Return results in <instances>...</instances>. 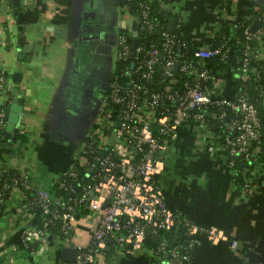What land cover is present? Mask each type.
I'll return each instance as SVG.
<instances>
[{
  "label": "crops",
  "instance_id": "1",
  "mask_svg": "<svg viewBox=\"0 0 264 264\" xmlns=\"http://www.w3.org/2000/svg\"><path fill=\"white\" fill-rule=\"evenodd\" d=\"M153 1L175 23L181 20L182 34L194 48L214 47L223 26L233 31L264 8V0ZM107 5L104 0H4L0 5V66L8 75L0 106L7 97L22 104L17 131H6L0 141V176L12 171L21 177L0 207V264H60L75 256L73 245L42 230L29 202L40 189L54 193L59 174L79 160L96 122L114 65L113 50L99 51L96 43L113 47L120 25L117 11ZM94 34L104 37H89ZM255 44L258 52L250 64L264 136V35ZM240 54L239 44H232L224 68L209 60L213 96L235 94ZM219 139L217 126L183 123L161 150L157 180L169 206L197 224L222 228L228 237L212 243L202 236L189 264H264V142L253 165L238 169L228 164ZM101 217L99 211H80L69 241L87 245ZM175 232L181 237V228ZM233 238L239 241L236 248L230 245ZM155 262L145 245L113 243L90 264Z\"/></svg>",
  "mask_w": 264,
  "mask_h": 264
},
{
  "label": "built area",
  "instance_id": "2",
  "mask_svg": "<svg viewBox=\"0 0 264 264\" xmlns=\"http://www.w3.org/2000/svg\"><path fill=\"white\" fill-rule=\"evenodd\" d=\"M152 2L140 0L135 15L144 36L159 23L151 13ZM118 7L122 12L130 11L129 4L120 0ZM263 16L260 9L246 18L244 39L239 43L240 86L235 98L213 96L209 84V60L228 57L232 46L228 40L217 41L212 48H193L187 57L182 49L189 42L179 40L169 29L162 30V40H138L136 47L127 33L117 34L115 64L103 99L106 119L97 118L91 126L81 157L59 174L54 193L40 189L29 202L31 209L40 212L42 230L59 225L63 239L75 247L74 258L60 264H90L98 254L106 253L110 239L111 244L141 247L152 236L158 238L152 250L156 264H187L202 236L213 243L228 238L222 228L197 224L180 209L169 206L156 174L161 169L162 148L178 136L180 126L187 121L212 128L216 126L214 118L224 139L220 146L225 156L228 148L234 157L242 154L246 161H253L251 142H261L263 134L262 117L249 91L250 63L258 52L255 41L264 35V26L260 23L255 31L251 26ZM7 77V70L0 66V91H8ZM9 102L7 97L0 106V141L9 121ZM210 106L219 111H210ZM228 164L233 167L234 159ZM20 182L19 175L2 182L0 206L7 189ZM81 210L102 213L87 245L69 241L72 223ZM177 227L182 233L173 243L167 234ZM238 244L237 239H231V247Z\"/></svg>",
  "mask_w": 264,
  "mask_h": 264
},
{
  "label": "trees",
  "instance_id": "3",
  "mask_svg": "<svg viewBox=\"0 0 264 264\" xmlns=\"http://www.w3.org/2000/svg\"><path fill=\"white\" fill-rule=\"evenodd\" d=\"M121 2H126L127 4H129L130 6V12H132L133 14L137 15L139 13V1L140 0H120ZM262 10H264V8H261ZM151 13L153 15V17L158 20V26H157V29H155L154 31L150 32V33H147L145 36H144V31L143 29L141 28V24L140 22L135 19V23H134V26H133V31H128L127 29L125 28H120V31L119 33H127V36H128V39L129 40H133L135 35L133 34L134 30L137 28L138 29V34H137V38L138 40H162V37H161V33H162V30L164 29H169V21H170V18L171 16L169 14H167L166 12H164V10H162L161 8H159V6L157 5V3L155 1L152 2V9H151ZM246 20L243 21V22H240L239 25L233 30L231 31L228 27H225L223 26L221 28V30L217 33V41H222V40H228L229 44H239L241 40L244 39V35L242 33V30L244 28V25L246 24ZM260 23L262 24V26H264V16H263V19L260 20ZM181 26H182V22L179 24L178 21L176 22L175 26H174V29L172 30L173 33H176L179 37V40H187L184 35L182 34V31H181ZM193 46L188 44V45H183V53H184V56H191L192 55V52H193ZM226 59H221V58H217L214 60L212 66L214 65L216 68H224L225 65H226ZM112 76V74H111ZM110 76V78H111ZM210 84V82H209ZM240 86V81H239V78L237 76V83H236V90H235V94L232 96L233 98L236 97V94H237V90ZM249 91L251 93V97L254 98V100L256 101L255 99V93H256V87H255V80H254V76H253V73H252V77H251V80L249 82ZM209 110H213L214 112H217L219 111V108L216 107V106H210ZM229 113H231L229 111ZM261 115V114H260ZM213 119V123L218 126V122L217 120H215L214 118ZM220 129H218L217 131H219ZM3 135V134H2ZM2 137V136H1ZM220 143H223L224 142V139H223V136L221 135L220 136ZM264 142V136H262V139H261V142H257L256 140H253L251 142V145H250V148L252 151H255L257 147L261 146ZM225 153H226V160L227 162H229L231 159H234V166L233 168H238V169H242L244 167H247L250 168L253 164L252 162H248L246 161V159L243 157L242 154H236L235 157L233 155L230 154L229 152V149L227 148L226 150H224ZM255 153H253V156H254ZM11 175H18L17 173L15 172H5L2 176H1V179H0V186L2 185V182L7 179L9 176ZM21 183V182H20ZM13 188H10V189H7V191L4 193V201H5V198L8 196V194L11 192ZM57 192H59V189H57ZM64 193V192H62ZM3 201V203H4ZM2 203V204H3ZM1 204V206H2ZM0 206V207H1ZM34 211L36 212V214H39L40 215V212L39 210L36 208L34 209ZM83 211V210H81ZM85 211V210H84ZM41 216H40V226H41ZM48 232H51V233H54L56 234L57 236H59L60 238H63L64 236L61 235V232H60V227L59 225H53L49 228ZM182 233V232H181ZM167 235H169L171 241L174 242H177V240H180L177 238V235H176V232L175 230L174 231H170V233H168ZM157 243H158V238L156 236H152V237H147L145 242H144V245L147 246L149 249H151V251L153 250V248H155L157 246ZM213 243V242H212ZM199 246V245H198ZM195 250L192 249L191 252H193ZM190 261L187 262V264H189Z\"/></svg>",
  "mask_w": 264,
  "mask_h": 264
},
{
  "label": "water",
  "instance_id": "4",
  "mask_svg": "<svg viewBox=\"0 0 264 264\" xmlns=\"http://www.w3.org/2000/svg\"><path fill=\"white\" fill-rule=\"evenodd\" d=\"M104 1L106 2V4H108L107 6H105L106 8L111 9V10H117L119 0H104ZM259 25H260V22L253 23L251 26V30L255 31L259 27ZM174 26H175V18H171L169 21V26H168L169 30H173ZM133 34L135 35V37L133 39V46L136 47L138 44V38H137L138 29L137 28L134 30ZM89 37L92 39H102L104 37V35L103 34H94V35H91ZM96 48L99 51L111 52L112 44L111 43H105V42H98V43H96ZM176 68H177V66H176ZM15 91L16 90H14V92ZM18 100H19V98L15 97L14 101L12 103H10V105H9V121L6 125L4 133H6V131H8V132H11V131L16 132L17 131V128L15 127V123L18 119L19 112H21V109H22V104ZM229 119L230 118L228 116L227 120H229ZM2 137H4V136H2ZM111 242H112V240L110 239L107 246H109L111 244ZM72 249L74 252L76 251L75 247H73ZM65 250H70V247H66ZM72 259L73 258L68 259V260H72Z\"/></svg>",
  "mask_w": 264,
  "mask_h": 264
},
{
  "label": "rangeland",
  "instance_id": "5",
  "mask_svg": "<svg viewBox=\"0 0 264 264\" xmlns=\"http://www.w3.org/2000/svg\"><path fill=\"white\" fill-rule=\"evenodd\" d=\"M117 15H118V19H119V28H118V31H117V34L119 33L120 31V28H125L127 29L128 31H133V26H134V23H135V14H133L132 12L130 11H120V7L117 8ZM128 22L130 23V25H128ZM106 105L104 102H101L99 107H98V111H97V115H96V119L98 118H103V120L106 119V116L107 114L105 113V110H106Z\"/></svg>",
  "mask_w": 264,
  "mask_h": 264
},
{
  "label": "flooded vegetation",
  "instance_id": "6",
  "mask_svg": "<svg viewBox=\"0 0 264 264\" xmlns=\"http://www.w3.org/2000/svg\"><path fill=\"white\" fill-rule=\"evenodd\" d=\"M112 50H113V52H112V54H113V59H112L111 65H112V64H115V59H114V45H113V47H112ZM113 66H114V65H112L111 68H110V71H109V78H107L106 81H105V92H104L103 99H104V97H105V95H106V93H107L108 83H109V79H110V76H111L112 71H113V69H112ZM102 102H103V100H102Z\"/></svg>",
  "mask_w": 264,
  "mask_h": 264
}]
</instances>
